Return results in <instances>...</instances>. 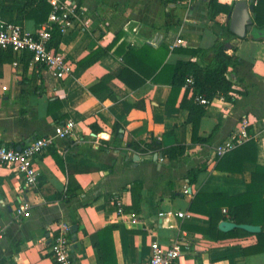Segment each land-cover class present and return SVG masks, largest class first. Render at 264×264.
Here are the masks:
<instances>
[{"label": "crops", "instance_id": "1", "mask_svg": "<svg viewBox=\"0 0 264 264\" xmlns=\"http://www.w3.org/2000/svg\"><path fill=\"white\" fill-rule=\"evenodd\" d=\"M14 1L0 0L4 20L15 17ZM70 1L78 17L56 47L73 63L69 76L56 79L23 58L14 65L16 57L0 53V144L21 146L67 119L75 122L73 135L56 139L37 157L34 187L23 183L15 167L0 164V264H54L48 244L60 223L69 225L72 264H102L90 235L111 224V264H139L148 258L152 241L169 244L179 236L186 243L172 264H264V252H242L255 242L254 235L210 238L198 230L209 226L208 217L189 210L197 192L233 195L246 190L256 164L244 161L240 173L220 171L214 155L215 146L242 117L250 121L247 131L255 141L257 163L264 166V25L253 17L257 0H247L253 23L244 37L229 29L237 0H217L230 7L229 14L216 11L208 0ZM41 24L22 20L29 31ZM117 35L110 51L88 64V55ZM216 40L234 47L235 60L225 72L232 89L230 99L215 96L208 105L200 104L204 114L197 135L205 140L198 141L192 137L189 110L181 105L192 99L193 89L182 86L171 95L169 73L157 82L143 75L159 62L160 47L166 50L163 63L173 65L198 60L190 50ZM120 42L134 50L152 49L127 55V62L121 57L128 47L115 53ZM124 67L129 73L120 77ZM141 78L145 80L138 84ZM131 138L157 140L162 149L136 152L128 147ZM177 145L185 146L184 153L170 156L166 150ZM198 166L204 168L190 182L188 172ZM134 195L140 196L137 203ZM115 197L141 216L140 223L116 218ZM23 202L30 205L28 216L16 215ZM178 211L190 217H178ZM102 240L109 246L108 239Z\"/></svg>", "mask_w": 264, "mask_h": 264}, {"label": "trees", "instance_id": "2", "mask_svg": "<svg viewBox=\"0 0 264 264\" xmlns=\"http://www.w3.org/2000/svg\"><path fill=\"white\" fill-rule=\"evenodd\" d=\"M14 1V0H12ZM10 7L15 10L16 14L12 21H20L24 19H32L36 23L46 22L48 15L52 9V5L48 0H18L14 1ZM210 7L216 11H222L227 14L230 13V7L226 4H220L217 0H208ZM252 13L255 22L262 26L264 25V0H257L252 7ZM51 45L56 49L61 33L57 30L55 25H51ZM119 35L107 47H99L88 55V64L96 61L99 56L110 51ZM125 42L120 44L115 49V53L122 54L123 49L127 48ZM161 48V49H160ZM161 51L158 55L159 62L153 66L150 72L144 71V78L150 77L153 81H160L165 73L170 74L169 84L171 86V95H176L180 88L185 83L188 76L192 77L193 83V97L190 101L183 100L181 105L189 110L188 120L192 123L193 139L203 141L205 138L197 135L199 120L204 114V108L195 101L196 95H204L208 99L215 96H222L225 99H230L229 92L232 89V83L225 77V72L231 62L235 60L233 54L234 47H227L224 41L216 40L211 46L207 48H195L190 52L198 56V60L177 61L173 65L163 63L164 54L166 50L160 47ZM152 47L145 45L140 50H134L128 47L127 51L122 54V59L137 51L149 52ZM10 53V52H8ZM127 62L129 58H126ZM129 68L124 67L120 73L128 71ZM139 71L140 68H135ZM133 72V71H132ZM126 73V74H127ZM144 78L138 79L137 83L142 84ZM128 147L139 153H147L161 150V144L157 140L151 143L147 141H139L133 138L128 139ZM170 156H177L183 154L185 151L184 145H177L166 150ZM257 150L255 141L249 139L234 149L226 152L222 157L217 159L215 169L220 171H227L231 173H240L243 170L242 164L244 161H252L256 164L255 169L251 173V180L244 192L227 195L223 192H197L190 201L189 210L196 213L204 214L209 219V226L207 228H198V230L213 239H222L227 237H236L242 235H254L255 242L242 247L244 255L264 252V166L257 163ZM204 167L198 166L189 170L190 182L196 179L198 173ZM132 189V187H131ZM68 196V194H67ZM140 196L134 195V200L137 203ZM110 198L108 199V204ZM228 209L230 219L236 223H249L261 226V231L252 234L243 229H233L228 232H223L218 228V223L225 219L222 213V208ZM126 211L131 210L124 207ZM115 224L104 227L96 234H91L90 238L92 244L97 248L99 254V261L102 264H111L109 259L113 256L112 246V230ZM108 239V244L103 242Z\"/></svg>", "mask_w": 264, "mask_h": 264}, {"label": "built area", "instance_id": "3", "mask_svg": "<svg viewBox=\"0 0 264 264\" xmlns=\"http://www.w3.org/2000/svg\"><path fill=\"white\" fill-rule=\"evenodd\" d=\"M48 1L52 5L48 19L35 31L25 29L20 21L4 20L0 14V53L10 52L13 57H16V60L13 61L14 65H17L18 59L23 58L31 68H41L56 79H63L72 73L73 63L64 52L51 45V25H55L61 34L66 33L78 17V11L76 4L70 0ZM175 43L180 44L182 40L176 39ZM192 83V77L188 76L183 86L192 89ZM195 101L205 106L209 104L210 99L204 95H196ZM260 121L264 130V113ZM249 123L247 117H242L238 127L229 137L215 146L216 160L251 138L247 131ZM74 127L75 122L67 119L56 124L53 132L34 137L23 143L19 150L15 146L0 144V164L15 167L18 174L22 176L23 183L34 187L38 183V170L35 165L37 157L53 145L56 139L73 135ZM184 192L187 190L185 189ZM112 205L116 218L129 224L140 223L141 216L133 210L126 211L119 198L115 197L112 200ZM222 213L225 220H231L227 208L223 207ZM29 214L30 205L28 202H23L16 208L18 216H28ZM176 215L181 218L190 217V213L184 211H178ZM56 230V234L48 244L50 258L54 264H72L68 237L69 225L60 223ZM185 243L183 236L176 237L169 244L152 241L148 258L139 264H172L182 254Z\"/></svg>", "mask_w": 264, "mask_h": 264}, {"label": "water", "instance_id": "4", "mask_svg": "<svg viewBox=\"0 0 264 264\" xmlns=\"http://www.w3.org/2000/svg\"><path fill=\"white\" fill-rule=\"evenodd\" d=\"M253 20L249 14L248 10V1L247 0H237L233 5V9L230 15L229 21V29L232 33L237 35L238 37H244L248 31L252 27ZM227 47H230L231 44L229 42L225 43ZM18 150L20 146L16 147ZM159 155H154L156 158ZM133 159L138 161L140 159L139 155L134 154ZM218 228L223 232H228L233 229H243L249 233L256 234L261 231V226L256 224L249 223H236L233 220H221L218 223Z\"/></svg>", "mask_w": 264, "mask_h": 264}]
</instances>
